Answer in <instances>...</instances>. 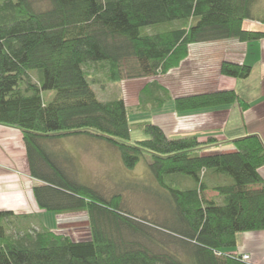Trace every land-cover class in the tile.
<instances>
[{"label": "trees", "instance_id": "trees-1", "mask_svg": "<svg viewBox=\"0 0 264 264\" xmlns=\"http://www.w3.org/2000/svg\"><path fill=\"white\" fill-rule=\"evenodd\" d=\"M257 2L0 0V126L22 133L31 175L40 182L33 189L40 209L56 216L87 213L90 225V237L74 241L46 226L31 229L35 213L0 210V264H241L231 253L237 235L264 231L262 139L249 135L229 142L232 152L201 154L219 140L170 138L148 122L147 138L133 142L125 101L104 102L94 86L164 76L188 58L193 45L263 39L264 31L246 28L250 21L264 24ZM251 73L246 64L221 66L226 77L247 79ZM147 87L142 105L160 108L173 100L158 83ZM45 91L55 92L50 102ZM173 101L180 113L249 106L235 90ZM78 135L118 149L128 169L144 152L151 154L169 216L162 223L136 219L118 197L106 199L71 179L45 144ZM18 220L28 226H18L15 235L10 225Z\"/></svg>", "mask_w": 264, "mask_h": 264}, {"label": "rangeland", "instance_id": "rangeland-1", "mask_svg": "<svg viewBox=\"0 0 264 264\" xmlns=\"http://www.w3.org/2000/svg\"><path fill=\"white\" fill-rule=\"evenodd\" d=\"M44 5L47 6L45 2ZM255 12L258 17L264 16V0H258ZM148 30L153 32V27L148 28ZM195 47L193 45L190 48L191 58L189 61L180 69L173 70L167 73V75L153 78H128L120 83L96 84L94 86L98 97L104 102L115 99H123L125 101L129 115L131 116L133 142L147 138L144 133V124L148 123L149 120L164 118V114H177L175 111L169 110L172 107L170 108L167 105L160 108L154 107L152 104L142 105L140 97L143 90L150 83L156 82L166 89L172 97L171 100L178 95L191 96L195 92V88L202 89L208 86L210 88L208 89L209 92L217 91L213 89L216 88V84L218 83L219 72L213 70V66L209 68L203 65V61L209 58V54L208 52L205 54L204 51L202 53V51ZM198 62L200 63L198 64ZM203 66L214 72L212 77L215 75L214 78H217L211 86L209 84L205 86L204 84V82L206 83L204 81L205 72L209 74V71H205ZM32 74L36 78L38 72L32 71ZM148 92L147 90L146 93ZM160 93L163 94V92ZM43 94L46 102H50L55 96L54 91H45ZM234 105L239 108L241 107L239 103ZM164 108L165 112L162 111ZM172 118L176 120L174 114H172ZM180 121L182 122V127L192 125V119L189 116L187 118L183 117ZM190 136L194 137V135L185 137ZM217 139L219 140L217 145L203 149L201 154L229 153L234 151L233 144L229 143L231 141L221 138ZM45 147L46 152L52 160L56 161L71 179L73 178L77 182L93 188L106 199L118 197L123 210L132 214L134 218L162 223L169 216L167 191L158 184L150 169V164L152 163L151 154L144 152L139 164L133 169H128L124 166L118 149L104 141L92 139L85 135L60 137L45 144ZM187 184L182 183L185 186ZM211 195L212 192L209 193V196ZM35 214H37L35 216L36 219L34 223H31V229L41 230L43 226H46L54 231L55 234L68 236L74 241L86 240L90 237V225L87 213L56 216L54 213L43 211L42 213ZM17 223H19L17 226L16 223L10 225V232L13 234H15L18 226H28L26 221L20 224V220H18Z\"/></svg>", "mask_w": 264, "mask_h": 264}, {"label": "crops", "instance_id": "crops-1", "mask_svg": "<svg viewBox=\"0 0 264 264\" xmlns=\"http://www.w3.org/2000/svg\"><path fill=\"white\" fill-rule=\"evenodd\" d=\"M246 28L264 31V24L250 21L246 23ZM195 46L202 53L204 51L205 54L207 52L209 54V58L202 62L203 65L209 68L213 66V70L219 72L218 83L213 90H235L239 97L249 104L248 108L240 110L241 107L231 105L180 113L176 111L173 100L184 95H178L165 104L172 107L169 110L177 114H164V118H153L149 122L163 128L170 138L194 135L202 140L214 136L233 141L245 136L257 135L264 142V38L254 42L230 39ZM190 58L191 53L179 67L173 70L180 69ZM224 61L252 66L250 77L235 79L221 75V64ZM206 67L204 70L209 71V74L205 72L204 84L211 86L217 78H214L215 75L212 77L214 72ZM195 89L193 95L209 92L210 88L207 86ZM162 111L165 112V108ZM172 114L176 116V120H173ZM188 116L192 119V125L182 127L180 119ZM260 173L264 179V167L260 169ZM38 184L40 182L31 175L21 131L0 126V210L15 214L42 213L43 210L38 206L33 192ZM216 196V193L211 195V197ZM231 253L240 257L249 256V260L242 261L241 264H264V231L238 234L237 247Z\"/></svg>", "mask_w": 264, "mask_h": 264}, {"label": "built area", "instance_id": "built-area-1", "mask_svg": "<svg viewBox=\"0 0 264 264\" xmlns=\"http://www.w3.org/2000/svg\"><path fill=\"white\" fill-rule=\"evenodd\" d=\"M240 258H241V261H248L249 260L248 255L241 256Z\"/></svg>", "mask_w": 264, "mask_h": 264}]
</instances>
